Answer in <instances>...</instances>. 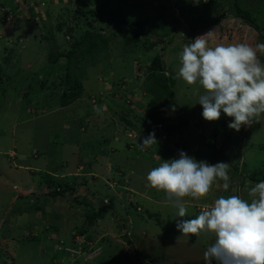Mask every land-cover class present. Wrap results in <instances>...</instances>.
<instances>
[{"label": "rangeland", "instance_id": "obj_1", "mask_svg": "<svg viewBox=\"0 0 264 264\" xmlns=\"http://www.w3.org/2000/svg\"><path fill=\"white\" fill-rule=\"evenodd\" d=\"M176 1L58 0L56 5L46 2L44 11L33 15L29 23L17 17L20 20L16 25L14 22L13 27L10 22L3 24L1 17L5 16V10L14 15V5L9 0H0V222L5 209H11V214H14L3 224L0 247L10 257L7 258L8 263L203 264L204 252L215 243L216 234L205 229L199 235L183 236L177 230V221L195 219L205 206L211 207L221 196L237 195L250 202L248 191L264 178V113L254 118L251 126L242 125L239 132L228 128L233 118L222 111L219 120L206 121L202 117L203 108L198 103L204 89L198 82L187 84L178 77V70L183 47L213 29L216 31L209 39V46L246 43L255 48L258 43H264V0L260 3L258 0H240L241 7L252 13L250 22L228 12L229 0H204L209 5L205 10L209 21L219 20L194 32L180 21L178 8L174 10ZM77 2L85 5L81 9L85 15L82 21H89L90 29L105 35L107 49L87 56L80 63V70L71 68L80 76L83 92L78 100L62 109L58 106V97L64 85L59 84V80L65 75L68 59H59L56 64H51L48 56L69 51L73 42L83 36L85 24L73 20L71 13L77 9ZM199 2L203 3L201 0H183L179 7H194ZM131 4L136 7L127 6ZM90 9L100 12L102 17L92 15ZM126 11L131 13L125 18L140 23L131 25L135 27L136 34L123 29L112 34L110 29L114 24L110 19L116 13ZM199 23L203 24L204 20ZM57 24L62 25L59 31L54 29ZM140 31L143 32L139 35L137 56L143 52L141 46L151 35L164 39L163 43L168 44L162 55L167 74L174 76L172 90L180 107L169 120L173 125L171 134H174L167 158L178 159V153L184 151L197 162L230 165L228 190L223 189V181L217 180L204 198H182L180 203L186 208L183 218L178 217V208L166 203L169 198L165 192L148 184L147 174L160 165L158 157L162 155L156 153L149 157L146 148L149 145L140 147L137 153V146L133 144L136 138L140 139L138 135L141 133L145 137L151 133L155 134V139L158 137L149 121L143 120L151 99L142 92L146 84H142L143 90H139L142 73L153 53L148 52L135 61L133 58L127 60L134 56L135 51L124 45L125 33L133 38ZM49 33L50 37L55 34V41L50 39ZM44 35L49 37L48 41ZM18 36H23L22 42ZM161 45L155 54L160 52ZM257 58L264 65V53L258 51ZM105 59H109V64ZM138 67L143 68L140 70ZM42 81L45 86L57 83L59 91L54 87L46 89L41 85ZM113 83L118 84L117 88ZM99 96L106 102L113 98L118 101L117 105L109 110L106 105L97 103ZM186 102H189L187 106ZM112 111L124 115L131 125L120 122ZM83 118L87 124L82 122ZM159 133L160 136L167 135V132ZM212 149L220 155L214 158ZM123 152L125 156L121 155ZM81 161L82 164L79 163ZM117 168L120 172L115 173ZM121 173L124 179L119 177ZM49 177L59 180L60 186L74 188L76 193L85 191L81 184L86 182L94 194V197H89L93 209L76 204L72 198L75 194L56 196L45 209L52 213L54 219L57 218L52 220L51 215L42 210L40 196L47 192L43 185ZM131 177L133 181H130ZM98 179L109 180L107 183L111 188L103 187ZM117 179L122 180V184L115 182ZM125 190L131 193L129 199L139 202V211L126 208ZM14 192L16 197L11 207L9 201ZM108 196L115 203L114 210H105V214L98 215V210L104 211L100 206L102 197L108 201ZM21 211L33 215L17 220ZM93 212L98 215V220L90 226L88 217ZM51 226L55 227L54 232ZM85 227L87 229L76 236L77 243L93 248L92 251L74 249L70 253L67 250L72 248L63 241ZM44 229L50 231L49 234L41 232ZM18 233H25L27 237L38 236L40 240L33 244L11 240ZM77 252L81 255L76 261L70 254ZM4 254L0 251V257Z\"/></svg>", "mask_w": 264, "mask_h": 264}, {"label": "clouds", "instance_id": "obj_2", "mask_svg": "<svg viewBox=\"0 0 264 264\" xmlns=\"http://www.w3.org/2000/svg\"><path fill=\"white\" fill-rule=\"evenodd\" d=\"M46 2L50 0L25 2L26 14L31 9L38 14ZM13 17L15 20L11 12L7 14L3 24L11 23ZM215 31L198 36L183 47L178 77L189 85L198 82L204 89L198 103L206 121L219 120L222 111L233 118L228 128L239 132L242 125L251 126L254 118L264 113V65L257 58L258 51L264 53V43L255 48L246 43L209 46ZM153 143L155 134L151 133L141 147ZM178 157L153 168L147 181L151 188L167 194L166 203L178 208L177 215L183 218L186 208L180 203L182 198H204L217 180L223 181V189L228 190L230 165L197 162L184 151ZM248 196L250 202L237 195L221 196L211 207L205 206L195 219L177 221V230L183 236L199 235L205 229L216 234L215 243L204 252L205 264H264V180L251 187ZM80 255L69 256L77 260Z\"/></svg>", "mask_w": 264, "mask_h": 264}, {"label": "trees", "instance_id": "obj_3", "mask_svg": "<svg viewBox=\"0 0 264 264\" xmlns=\"http://www.w3.org/2000/svg\"><path fill=\"white\" fill-rule=\"evenodd\" d=\"M11 5H14L13 7V12H14V16H15V20L13 17V22H11L10 24L13 26L14 22L15 25L17 24V22L23 18V20L26 19L25 22L29 23V20H33V15L37 16L36 13H34L31 9V11L29 12V14H26V8H25V2H28L29 0H9ZM183 0H177L176 3H174V10L176 11V9L178 8L179 11V17H180V21L189 29V31H196L199 29H205L211 25H213V22H217L219 20V18H216L214 21H209L208 19V14L205 13L206 8L209 6L208 4H205L202 0L203 3L197 4L194 7H189V6H182L179 7ZM231 4L230 5V9L228 10V12H231L232 14H234L237 18H242L245 21L250 22V18L252 13L250 11H248V9L241 7V2L240 0H229ZM228 1V2H229ZM263 2V0H258V3ZM21 3V6H20ZM48 3H54L55 5L57 3H55V0H50V2ZM257 3V5H258ZM2 7H5L3 3H1ZM128 7H133L135 8L136 5L131 4V5H127ZM77 9L71 11V13L73 14L74 18L73 20H77V21H82L84 19V13L81 12L82 7H85V5L79 4V2H77L76 5ZM80 9V10H79ZM185 9L187 10V12H185ZM5 10V9H4ZM91 10V14L92 15H100V17H102V14L99 12L97 13L96 11ZM44 10L39 11L38 15H40ZM61 11H64L63 9ZM5 16H2L1 18L3 19V23L5 22L6 16L7 14H9L11 11L10 10H5L3 11ZM127 12V11H126ZM133 12V11H132ZM128 13L131 12H127V13H123V14H117L116 16H114V18L110 19L111 22H113L114 27H112V29H110V32L112 34H115L116 30H126L128 31L129 34H136V31L134 30L135 27L132 26H137L140 23L137 22H133L131 20H129V18H125L126 16H128ZM81 15V16H79ZM120 16H123V18H120ZM17 17H20V19H18ZM116 17V18H115ZM31 18V19H30ZM111 18V17H109ZM203 19L204 23L200 24L199 21ZM48 21V20H47ZM82 23H84V33L83 36L80 37V39H76L73 44L72 47L69 51L67 52H54V53H50L48 56V60L51 64H56L58 62L59 59H68V68H66L65 71V75L64 77H61V79L59 80V84L63 83L64 88L61 89V94L58 97V106H61L62 109L65 107H68L70 104H72L73 102H75L76 100H78L83 92V86H82V82L80 79V76L78 74H76L75 71H72V69L74 70H80V63H82V61L89 55H93L94 52H103L104 50L107 49L106 46V37L105 35L101 34L100 31L98 32H94L92 29H90L91 24L89 23V21H82ZM142 25L144 23H141ZM132 25V26H131ZM14 27V26H13ZM146 28L150 29L148 25H145ZM62 29V25L57 24L55 26L54 29H57L59 31V29ZM12 32V30H10ZM143 31H140L139 33H137L138 35H136L135 37H131L129 36L127 33H125L124 35V45H126L129 48H132L135 53L134 56L130 57L127 59H131L133 58L132 61L137 60L140 56L142 55H146L148 52L153 53V57L151 58V60L149 61V63L147 64L144 72L142 70V75H143V80L142 83L139 86V90H143V86L142 84H146L147 87L144 88V90L142 92H144L147 96H149L151 99L148 102V106L149 108L146 111V116L143 118L144 121L150 123V125L152 126V128L155 130V133H157L156 135H158V137L155 139L156 143H153L151 145H149V147L147 148V151L149 153V157H152L150 154L154 155L157 153L158 155H162L160 157V160L158 161V163L160 162H166V161H170L169 158H167L170 154V144L173 142V134L174 132L171 134L172 130H173V125H171L169 122L171 116L178 112L177 110L179 109L180 105L178 104V102L174 99V90H172L173 85H174V76L171 74H167V69H166V64L163 60V55L162 52L163 50L166 49V46L168 45L167 43L164 44V39L163 40H159L156 39L157 37H154L151 35V37L149 39L146 38V42L143 43V45L141 46V48H143V52L139 54V56H137V52L140 51L139 50V35L142 33ZM152 33H154L153 31H150ZM118 35V34H117ZM121 36V35H120ZM23 36H18L17 39L22 42L23 41ZM49 37H50V33H49ZM49 37L44 35V39L46 41L49 40ZM16 38V37H15ZM34 38H37V35H34ZM2 38H0L1 40ZM6 39V38H5ZM50 39L55 41V34H51ZM162 39V38H161ZM10 41V39H8ZM4 41V39H3ZM162 44V45H161ZM161 47L160 52L155 54V50L158 46ZM153 50V52H151ZM125 52V51H124ZM124 59V58H123ZM109 59H105V62H108L109 64ZM125 60V59H124ZM109 67V66H108ZM141 68L143 67H138V69L141 70ZM137 69V70H138ZM107 79V78H106ZM135 80V79H134ZM0 81H1V68H0ZM109 81V80H107ZM136 81V80H135ZM141 81V80H140ZM136 84V83H134ZM41 85H46V83L44 84V81L41 82ZM115 88H117L118 84H112ZM120 85V84H119ZM134 86V85H133ZM132 86V87H133ZM60 88V85H58L57 83H49L48 86H45V88H49L52 90V88ZM135 87V86H134ZM114 88V89H115ZM118 92V89H116ZM59 91V89H58ZM49 92V91H48ZM53 93H50V95ZM55 97V96H53ZM109 100V99H108ZM104 98L101 99V97L99 96L97 103H102V105L104 104L105 107H107L109 110H113V108L115 107V105H117V102L115 99L111 98L109 101H105ZM187 104H189V102L185 103V106H187ZM191 104V103H190ZM192 105V104H191ZM113 106V107H112ZM106 108V109H107ZM114 114V117H116L120 122L122 121L123 123H126L127 126L131 125V122L129 120H127L124 115L119 114L116 111H112ZM83 123H85L86 121H84V118L82 119ZM87 124V122H86ZM167 132V135L165 136H160L159 132ZM170 136H169V135ZM140 139L136 138L135 141H133V144H135L137 147H135V151L137 153H139V148L141 147V143L143 141V139L145 138V134L141 133V135H138ZM122 156H125V152H123L121 154ZM212 156H214V158L218 157L217 155H220V152H217L215 149H212ZM159 159V158H158ZM80 164H82V161L79 162ZM91 166V165H90ZM61 168L58 167V169ZM133 171H137L136 169H133ZM139 171V170H138ZM116 172H120V169L117 168L115 170ZM48 175V173H46ZM45 174V175H46ZM120 178H123V174L121 173V175H119ZM73 179L76 180V177H74ZM252 179V177H251ZM56 178L53 177H49V179L47 180L46 183H44L45 185H43L46 189L47 192L45 191L41 196L42 198V210L44 212H46L47 214L51 215V219L52 220H57V218H53V215L51 212L46 211V207H49V201L53 200L56 196H60V195H67V194H72V196L74 195L73 200L74 202H76V204H78L79 206L87 207L89 209H93L94 206H92L89 202V197H94V194L90 192L88 184L85 182V184H81L82 188H86L85 191H83L82 193H80V191H78L77 193L75 192V189L65 185V186H60L59 185V180H57ZM100 180V179H98ZM254 181V178L252 179ZM260 179L258 178L257 181H259ZM261 180H264L261 179ZM109 180H100L99 182H102L103 187H106L108 190L111 188L109 183H107ZM122 180L117 179L115 182L121 183ZM130 181H133V178H130ZM122 184V183H121ZM42 187V186H41ZM105 194V193H104ZM106 194H109L108 192H106ZM124 196L123 199L126 197V202H125V206L126 208H133L134 210L139 211L140 209V204L139 202L133 201L131 199L128 198V195L131 194L129 191L125 190L123 192ZM134 194V193H133ZM107 196V195H106ZM16 197V193H12L11 195V199H10V204L11 207L14 204L13 199ZM26 197V196H23ZM104 197V196H103ZM102 197L101 199V208L104 211H99L98 215H103L105 214V210H109L112 211V209L114 210L115 208V203L110 199L111 196L109 197V200L106 201L104 200V198ZM20 199V198H19ZM129 199V201H128ZM105 202V203H104ZM108 203V204H107ZM9 207V206H8ZM7 207V208H8ZM111 209V210H110ZM28 211H21V213H19L17 215V220H24L27 218H31V216L33 214H28ZM11 214V209H5L4 211V215L1 217V222H0V236L1 233H3L1 230L3 228V224L8 221L10 219L11 216H14V214ZM16 215V214H15ZM98 215L96 213H89V217H88V221L90 226H92V224L98 220ZM50 217V216H49ZM46 218V216H45ZM45 220V219H44ZM51 220V221H52ZM53 225V223H51ZM51 229L53 230V232L55 231V227L51 226ZM87 228H83L76 231L74 233V235L72 234L71 236H69V240H65L63 241V244L68 243V247H71L72 250L74 249H79L80 251L86 249L89 252L92 251L93 248L90 247H85V245H81L80 243H77L76 241V236L77 235H81L83 233L84 230H86ZM41 232L49 234L47 230H41ZM33 235V234H32ZM5 237V236H4ZM1 239V238H0ZM11 240H16V242L18 243H27L29 241V243L33 244V243H38L40 238L38 236L34 237V236H29L27 237V235H25V233H18L17 236L14 239ZM75 241V242H74ZM0 251L4 254L5 250H3L0 247ZM29 252L31 253V250H29ZM83 252V251H82ZM61 254L66 255L64 252H61ZM3 258V261H0V264H10L7 261V255L4 254L3 256L0 257V259ZM78 260V259H77ZM76 260V261H77ZM152 263V262H151Z\"/></svg>", "mask_w": 264, "mask_h": 264}, {"label": "built area", "instance_id": "obj_4", "mask_svg": "<svg viewBox=\"0 0 264 264\" xmlns=\"http://www.w3.org/2000/svg\"><path fill=\"white\" fill-rule=\"evenodd\" d=\"M202 1H204V0H202ZM76 241H78V237H76ZM71 250H72V249H70V250H67V251H69V252H70ZM70 253H71V252H70ZM78 254L80 255V253H79V252H77L75 255L77 256ZM70 255H71V256H74L73 254H70Z\"/></svg>", "mask_w": 264, "mask_h": 264}, {"label": "flooded vegetation", "instance_id": "obj_5", "mask_svg": "<svg viewBox=\"0 0 264 264\" xmlns=\"http://www.w3.org/2000/svg\"><path fill=\"white\" fill-rule=\"evenodd\" d=\"M203 264H205V261L203 262ZM213 264H215V261H213Z\"/></svg>", "mask_w": 264, "mask_h": 264}, {"label": "crops", "instance_id": "obj_6", "mask_svg": "<svg viewBox=\"0 0 264 264\" xmlns=\"http://www.w3.org/2000/svg\"><path fill=\"white\" fill-rule=\"evenodd\" d=\"M123 78V77H122Z\"/></svg>", "mask_w": 264, "mask_h": 264}]
</instances>
